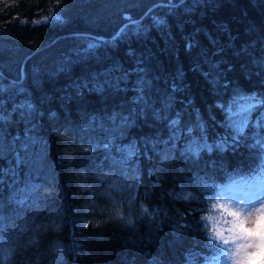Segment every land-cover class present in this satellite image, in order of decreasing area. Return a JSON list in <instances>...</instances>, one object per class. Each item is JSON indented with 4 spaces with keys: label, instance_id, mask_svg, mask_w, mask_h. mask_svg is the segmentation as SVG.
<instances>
[{
    "label": "trees",
    "instance_id": "1",
    "mask_svg": "<svg viewBox=\"0 0 264 264\" xmlns=\"http://www.w3.org/2000/svg\"><path fill=\"white\" fill-rule=\"evenodd\" d=\"M103 1L0 0V264L202 263L264 165V0Z\"/></svg>",
    "mask_w": 264,
    "mask_h": 264
},
{
    "label": "rangeland",
    "instance_id": "2",
    "mask_svg": "<svg viewBox=\"0 0 264 264\" xmlns=\"http://www.w3.org/2000/svg\"><path fill=\"white\" fill-rule=\"evenodd\" d=\"M129 1L131 0H107L106 2L103 1L99 7H101V10L107 7L110 12ZM0 50L14 51V53L20 54L27 49L24 46L11 43L6 39H1L0 36ZM253 102L252 100L239 102L237 107H239V109L245 108ZM30 140L34 142L32 139ZM17 158L21 159L22 156L19 155ZM260 168V172L246 175L232 174L228 176L223 187L225 190L223 191L224 194L221 204L223 209L220 213L222 214H217L212 222L213 236L218 242V246H216V250L213 254L199 264H246L248 259L254 258L260 252L261 241L259 237H247L244 233L230 231V229L235 228L237 222V217L230 215V211L235 210L244 212L245 215H241L239 220H244L247 226L250 220L259 214L260 208L264 207V165ZM36 175H39V173L37 172ZM35 178L37 179V176H35ZM35 185L36 184L30 185L33 190ZM31 188L28 189L25 187L23 190L24 194L29 193L32 190ZM215 204L218 205L217 202H215ZM247 213H251L252 216L248 217L246 215ZM217 231L220 233L219 236L216 235ZM231 236H236L237 238L230 239L227 244L222 243L223 240ZM237 245H243L244 247L241 249L238 248ZM261 264H264V261H261Z\"/></svg>",
    "mask_w": 264,
    "mask_h": 264
},
{
    "label": "clouds",
    "instance_id": "3",
    "mask_svg": "<svg viewBox=\"0 0 264 264\" xmlns=\"http://www.w3.org/2000/svg\"><path fill=\"white\" fill-rule=\"evenodd\" d=\"M220 211V208L213 207V202L211 201L207 205L206 210L200 216V221L209 236H211L212 233V222L214 220V217ZM240 214L245 215V213L242 211L240 212ZM246 215L248 217L252 216L251 213H247ZM241 222L242 233H244L247 237H259L261 241L260 252L254 258L248 259L246 261V264H261V261H264V207L260 208L259 214L256 215L253 219H251L250 223H248L247 226L244 220H241ZM222 243L225 244V241L223 240Z\"/></svg>",
    "mask_w": 264,
    "mask_h": 264
},
{
    "label": "snow or ice",
    "instance_id": "4",
    "mask_svg": "<svg viewBox=\"0 0 264 264\" xmlns=\"http://www.w3.org/2000/svg\"><path fill=\"white\" fill-rule=\"evenodd\" d=\"M230 215H232L233 217H237V222L235 224V228L230 229V231H233V232L238 231V232L242 233V222H241V220H239V217L241 216L240 212L232 210V211H230ZM216 235L217 236L220 235L219 231H217ZM229 238L230 239H236L237 237L236 236H231ZM229 238L224 240L225 244L228 243ZM237 247L242 249L244 246L243 245H237Z\"/></svg>",
    "mask_w": 264,
    "mask_h": 264
},
{
    "label": "water",
    "instance_id": "5",
    "mask_svg": "<svg viewBox=\"0 0 264 264\" xmlns=\"http://www.w3.org/2000/svg\"><path fill=\"white\" fill-rule=\"evenodd\" d=\"M160 2H162V1H158L157 3H160ZM99 37L103 38L104 36H103V35H101V36H99Z\"/></svg>",
    "mask_w": 264,
    "mask_h": 264
}]
</instances>
